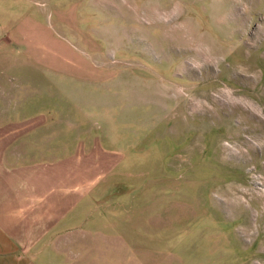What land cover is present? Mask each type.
I'll use <instances>...</instances> for the list:
<instances>
[{
    "label": "rangeland",
    "instance_id": "1",
    "mask_svg": "<svg viewBox=\"0 0 264 264\" xmlns=\"http://www.w3.org/2000/svg\"><path fill=\"white\" fill-rule=\"evenodd\" d=\"M0 71L116 158L109 264H264V0H0Z\"/></svg>",
    "mask_w": 264,
    "mask_h": 264
},
{
    "label": "crops",
    "instance_id": "2",
    "mask_svg": "<svg viewBox=\"0 0 264 264\" xmlns=\"http://www.w3.org/2000/svg\"><path fill=\"white\" fill-rule=\"evenodd\" d=\"M27 99L0 91V264H109L119 237L94 205L117 160Z\"/></svg>",
    "mask_w": 264,
    "mask_h": 264
},
{
    "label": "bare ground",
    "instance_id": "3",
    "mask_svg": "<svg viewBox=\"0 0 264 264\" xmlns=\"http://www.w3.org/2000/svg\"><path fill=\"white\" fill-rule=\"evenodd\" d=\"M205 57V56H204ZM205 59L207 60V61H209L206 57H205Z\"/></svg>",
    "mask_w": 264,
    "mask_h": 264
}]
</instances>
